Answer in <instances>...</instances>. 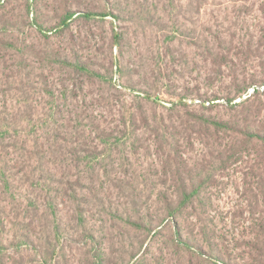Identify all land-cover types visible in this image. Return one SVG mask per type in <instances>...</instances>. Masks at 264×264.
Here are the masks:
<instances>
[{
  "label": "rangeland",
  "instance_id": "rangeland-1",
  "mask_svg": "<svg viewBox=\"0 0 264 264\" xmlns=\"http://www.w3.org/2000/svg\"><path fill=\"white\" fill-rule=\"evenodd\" d=\"M2 1L0 123L17 124L16 130L22 126L26 133L6 135L0 171L18 166L24 156L9 146L33 144L34 135L27 134L31 125L20 121L28 111L50 116L47 137L63 121L69 146L76 124L79 142L99 145L101 154L97 161L76 165L71 158L62 165L54 159L44 162L53 173L50 180L36 170L35 161L26 162L28 177H12V168L8 185L0 173V264H90L97 244L105 264H214L207 260L210 253L229 262L218 264H264V233L258 227L264 209L258 183L264 175V145L243 143L238 159L232 158L233 144L244 137L206 125L218 120L264 133V0H69L78 14L94 10L120 18L78 16L69 28L47 36L31 24L26 0ZM40 12L43 25H53L60 0H40ZM114 33L128 39L125 57L112 40ZM197 36L203 39L194 45ZM22 42L65 52L71 60L88 58L100 76L87 78L72 68L42 63L29 51L23 55ZM212 49L230 61L215 66ZM120 64H126L122 73ZM41 72L53 97L42 90ZM244 83L250 85L238 94ZM137 102L151 124L136 131L139 140L133 144V135L114 130H131L124 117ZM78 115L84 118L70 121ZM89 120L113 130L115 141L101 145ZM161 120L177 126L198 190L175 222L165 219L164 197L176 200L177 184L164 169L153 132ZM62 179L80 180L82 211L70 190L62 193ZM177 227L204 255H194L177 241Z\"/></svg>",
  "mask_w": 264,
  "mask_h": 264
},
{
  "label": "trees",
  "instance_id": "trees-1",
  "mask_svg": "<svg viewBox=\"0 0 264 264\" xmlns=\"http://www.w3.org/2000/svg\"><path fill=\"white\" fill-rule=\"evenodd\" d=\"M3 1L0 0V7H2ZM143 7L144 4H141ZM25 7L27 9V12L32 14V22L31 24L35 26L38 29V32L44 34L47 36V33L50 32H57L62 30L63 28H69L68 23L72 21L75 17H80L83 20H89L90 17L93 16H109L112 15L113 18L119 19L120 15L113 13V12H95L94 10H87L83 12L82 14H78L79 12L76 10H73L72 7L69 5V0H60V14L58 16V20L48 27H45L43 25L42 20L40 21V0H26ZM3 22V20H1ZM7 23V22H6ZM10 23V22H9ZM5 25V24H4ZM261 47L263 48L264 53V37H261ZM203 38L201 36H197V41H195L194 45H198V41L202 40ZM112 40L116 47L118 48V51L120 53L121 57H125V53L127 51L126 48H128V39L124 33H114L112 36ZM21 50L22 54H26L28 52V55H32L35 58L38 59V61L50 65H59L60 67H66V68H72L75 72H78L82 74L83 76H86L87 78L99 77L100 72L92 68L93 62L88 59H81V58H74L69 59L67 54L65 52L58 51L54 48H49V50H40V49H33V46L30 44H26L25 42L21 43ZM251 48L248 47L249 53ZM217 52L214 53V50L212 49L210 51V55L212 56V63L218 65L219 67L223 64H227L228 59L227 54H223L219 50H216ZM27 55V54H26ZM21 65L23 66V69L27 71L28 64L25 63L26 60H24V56H21ZM126 64L119 66V72H124V68ZM42 67V66H41ZM153 72V71H152ZM29 74V72H27ZM40 77L42 79V90L50 95V97H53L51 92V86L48 83V77L43 72L40 73ZM254 82V81H252ZM260 82L264 83V80H261ZM249 83H244L242 85H239L236 89V92L238 94H241L242 91L246 90V88L249 86ZM132 90H134L133 86L131 84L127 85ZM145 95H148V98H151L149 94H147L146 90H143ZM145 98V96H144ZM153 100V98H152ZM26 102V100H25ZM50 104L52 103L49 102ZM47 104V102H46ZM27 105L25 108L27 109ZM31 107V106H30ZM26 113V112H25ZM84 117L81 116H74L73 119L70 121L78 122ZM61 120V117L58 118ZM124 122V125L126 128L131 127V130L125 129L123 130H114L115 133L118 132V134H125V137H130V135H133V144L136 142V140H139L138 134H136V131L140 129H144L147 127H150V120L148 115L146 114L145 110L141 106L139 102L135 105V110L128 113L127 119ZM21 123H24L22 125H31V129L27 132V134L34 135L33 144L30 148L26 145V143H22L20 146L14 145L9 146L13 149L16 147V152H19L21 155L24 153V156L21 157V160L19 162L18 166L11 167L9 170H1L0 173L3 175L4 183L8 185L7 179L11 173V170L14 168L16 169L15 174L12 175H19V173H22V175L25 177L30 176V174L27 171L26 162L35 161L38 164V167H36V170L46 172L47 179L50 180L49 175L53 174L51 170L44 169V162L51 161V160H59L61 165L64 164L66 161H68L70 158L72 161H74L75 165L79 164L80 161H84V159H90L93 158L94 160H98L101 152L98 150L99 145L95 146H85L83 143L79 142L80 139V133L77 129L76 124H73L71 126V129L74 131L73 134H75L74 137V144L72 146H69L65 144L66 141V131L63 121L57 124V131L55 134H53V137L51 136L47 137V134H49V123H50V116L47 115L45 118L42 117H35L34 114H31L30 111L28 113L24 114L20 118ZM19 125V124H18ZM71 125V124H70ZM88 125L90 126L91 131H94L97 134V137L101 143L103 144H110L115 141V136L113 130H108V128H105L106 126H101L99 122H95L93 120L88 121ZM205 125V124H204ZM203 125V126H204ZM207 126H212L215 130H232L237 134H240L244 137V140L242 143L233 144L232 147V153L230 156L232 158L238 159L240 156V152L243 151V143H250L253 141H256L260 143L261 145H264V133H262L260 130L252 131L248 129H241L237 126H233L232 124L228 122L218 121V120H210L206 122ZM17 124L9 125V124H1L0 123V157H2V150H5V148L2 147H8V144H3L5 140L9 139L6 135L10 132L17 131ZM20 130L17 132H21V134H25L26 130L22 129V126H20ZM42 132L43 135L39 136L38 133ZM154 137L157 141L158 148L162 151L164 156V169L166 173L173 179V181L177 184V198L176 200H173L172 198L164 197V203L165 208L167 210V214L165 219L171 222H175L178 217H180L184 211L189 206H192L193 199L198 193L197 186L193 182L192 174H191V168L185 161V158L182 153V145L180 143V132L177 129V126H175L172 122L166 123L165 120L157 121L155 122V128L153 129ZM72 134V135H73ZM51 135V134H50ZM119 137V136H118ZM44 139V140H41ZM132 144V145H133ZM135 146V145H133ZM9 151V148H7ZM21 150L23 151L21 153ZM229 156V157H230ZM26 158V159H25ZM18 159V158H17ZM223 160V159H222ZM225 163V161H223ZM13 168V169H12ZM8 173V174H7ZM8 175V176H7ZM28 175V176H27ZM59 187L62 189V193H65V190H70L73 193V197L75 200L78 201L77 207L80 211H82L80 207V202L84 201V198L81 192V182L79 179H76L75 181L70 180H58ZM259 185L262 189L263 193V206H264V175L263 177L259 178ZM47 185V184H46ZM49 186L47 185V188ZM64 189V190H63ZM264 216V209L262 212L261 221L258 224L259 230L264 233V220L262 218ZM175 232V237L179 243H182V245L190 250L191 253L197 256H202L204 254L202 249L196 244L192 243L189 238H183L180 232V228L177 227V230ZM93 240H95L93 238ZM93 246V252L91 254L92 259L90 264H105L107 261L104 257V252L102 250V247ZM207 260L210 262H213L214 264H218L220 262L229 263L224 257L218 255V254H212L210 253L207 256Z\"/></svg>",
  "mask_w": 264,
  "mask_h": 264
}]
</instances>
